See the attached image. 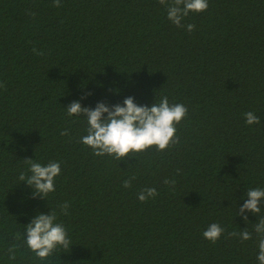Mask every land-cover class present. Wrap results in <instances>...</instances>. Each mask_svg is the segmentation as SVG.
I'll return each mask as SVG.
<instances>
[{
	"label": "trees",
	"instance_id": "trees-1",
	"mask_svg": "<svg viewBox=\"0 0 264 264\" xmlns=\"http://www.w3.org/2000/svg\"><path fill=\"white\" fill-rule=\"evenodd\" d=\"M208 2L182 21L189 33L158 0H0V264H258L255 233H228L253 231L258 217L237 211L264 188V0ZM164 95L188 109L180 143L121 161L94 156L79 142L86 120L65 109ZM249 111L260 124L245 123ZM25 159L61 163L47 200L19 182ZM148 187L158 195L142 203ZM51 210L71 249L42 261L23 246L10 261L15 233ZM212 223L225 228L215 244L203 237Z\"/></svg>",
	"mask_w": 264,
	"mask_h": 264
},
{
	"label": "clouds",
	"instance_id": "clouds-1",
	"mask_svg": "<svg viewBox=\"0 0 264 264\" xmlns=\"http://www.w3.org/2000/svg\"><path fill=\"white\" fill-rule=\"evenodd\" d=\"M165 7L167 19L177 28H186L191 33L195 30L194 24L184 25L182 21L190 13H202L208 10V0H158ZM61 0H53V7H61ZM32 51L36 55H43L35 47ZM0 87H5L0 83ZM91 93H87L81 99H86ZM66 109L68 117H78L86 120V135L80 137L79 142L92 150L96 157L109 156L117 161L144 153L150 149L157 152H165L180 143L176 135L177 125L184 120L188 109L181 103H169L166 95L159 102L151 106L138 105L134 97L129 96L123 100V104L108 105L103 101L96 104L95 108L84 107L78 100L72 101ZM247 125H258L260 118L253 112L244 113ZM62 136H68V130L61 132ZM25 169L19 172V182H25L32 187V197L40 199L48 198L54 193L56 178L61 174V163L49 161L46 165L35 159L24 160ZM179 169L177 174H179ZM136 179L133 175L123 181L124 188H131L132 181ZM166 185L172 186L174 190L175 180H164ZM158 195L154 187L142 189L138 193V200L142 203L154 199ZM246 199L242 207L237 211L245 223H248L246 213H252L258 217V222L253 224V231L248 228L239 232L228 233L230 237H239L240 241H248L253 238V232L258 238V264H264V188L255 187L247 189ZM243 199V197H242ZM69 202L65 201L59 205L61 214L68 215ZM225 233V228L218 223L210 224L203 232V237L215 244ZM26 237V239H25ZM14 241L7 248V258L15 261L20 249L26 246L39 260H47L58 250L68 252L72 241L69 238L65 225L58 220L56 211L51 210L48 214L38 212L24 228V233H15Z\"/></svg>",
	"mask_w": 264,
	"mask_h": 264
}]
</instances>
